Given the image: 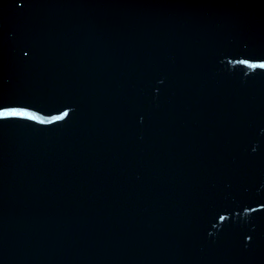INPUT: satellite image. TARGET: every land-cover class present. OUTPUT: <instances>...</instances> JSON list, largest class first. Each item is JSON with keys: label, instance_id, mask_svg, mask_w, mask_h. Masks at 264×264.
I'll list each match as a JSON object with an SVG mask.
<instances>
[{"label": "water", "instance_id": "water-1", "mask_svg": "<svg viewBox=\"0 0 264 264\" xmlns=\"http://www.w3.org/2000/svg\"><path fill=\"white\" fill-rule=\"evenodd\" d=\"M0 264H264V0H0Z\"/></svg>", "mask_w": 264, "mask_h": 264}]
</instances>
